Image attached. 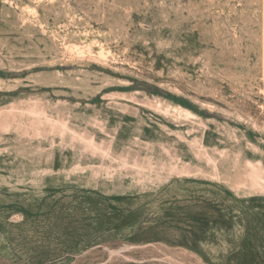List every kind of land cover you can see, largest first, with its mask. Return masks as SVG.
<instances>
[{"label":"rangeland","instance_id":"obj_1","mask_svg":"<svg viewBox=\"0 0 264 264\" xmlns=\"http://www.w3.org/2000/svg\"><path fill=\"white\" fill-rule=\"evenodd\" d=\"M0 264H264V0H0Z\"/></svg>","mask_w":264,"mask_h":264}]
</instances>
